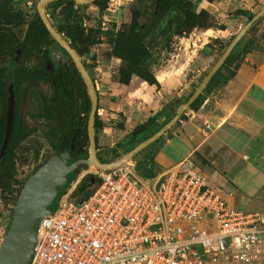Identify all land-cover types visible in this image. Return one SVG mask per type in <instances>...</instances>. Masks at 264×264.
<instances>
[{
    "label": "crops",
    "instance_id": "crops-1",
    "mask_svg": "<svg viewBox=\"0 0 264 264\" xmlns=\"http://www.w3.org/2000/svg\"><path fill=\"white\" fill-rule=\"evenodd\" d=\"M188 1L193 12L204 10L208 13L211 25L198 30L193 28L186 35H170L168 45L174 44L172 52L171 48L168 50L163 46L165 53L170 55L168 64L162 69L151 68L157 84H148L134 74L126 84L117 82L114 74L120 59L112 55L102 58L96 51V65L92 68L93 74H89L91 79L95 77L98 81L94 87L96 126L93 127L98 156H108L100 147L106 140L112 145L123 142L115 149L111 160L136 145L140 140H133L130 136L137 128L147 125L148 118L152 119L149 125L151 131L167 121L213 63L210 61L208 64L207 59L213 60V56L221 51L220 45L228 43L247 20L248 14H253L264 4V0ZM116 8V5H113V9L105 6L96 8L99 14L110 10L112 19L107 20L117 23L112 24L114 29L118 28L119 22L125 21L122 19L125 15L115 13ZM129 12L127 22L135 16L133 10ZM172 14L174 11L162 18L165 23ZM148 19L149 15L143 23ZM263 32L264 14L238 39L231 49L232 54L236 55L250 36H259ZM87 49L91 52L95 50L93 46ZM229 67L233 71L232 76L219 86L217 81L213 82L207 91L201 93L198 108L187 110V120L174 130L172 138L162 143L152 161L162 169L189 155L197 166L199 161L203 162L204 169L198 167L209 182L207 170L213 171L214 167L222 172V169L235 164L246 167L253 176L254 197L248 198L238 191L234 192L228 184L225 188L219 187L223 192L230 193L227 196L230 205L264 213V50L247 52L236 63H230ZM223 70L220 75L225 72ZM157 74L161 75V79L156 77ZM202 120L208 122L205 136L199 130ZM172 141L184 145L188 152L178 158H167L164 149ZM244 154L247 155L245 159Z\"/></svg>",
    "mask_w": 264,
    "mask_h": 264
},
{
    "label": "built area",
    "instance_id": "built-area-1",
    "mask_svg": "<svg viewBox=\"0 0 264 264\" xmlns=\"http://www.w3.org/2000/svg\"><path fill=\"white\" fill-rule=\"evenodd\" d=\"M94 170L86 196L40 218L28 264H264V213L230 205L189 155L149 177L132 161Z\"/></svg>",
    "mask_w": 264,
    "mask_h": 264
},
{
    "label": "rangeland",
    "instance_id": "rangeland-1",
    "mask_svg": "<svg viewBox=\"0 0 264 264\" xmlns=\"http://www.w3.org/2000/svg\"><path fill=\"white\" fill-rule=\"evenodd\" d=\"M36 2L37 0H0V27L9 26L21 35L30 21L39 20L36 13ZM101 3H104L105 8L110 7V9H113V5H116L115 13L119 14V16L125 15L122 18L125 21L119 22V27L121 23H127L129 20L130 9L136 12L134 15L138 23L146 21L151 10L152 0H101ZM97 7L93 3H73L71 6L62 7V5H57L54 0H47L44 3L45 15L53 25L60 29L59 34L67 42H69L68 37H66L67 25L79 23L86 28L96 29V32L94 31L96 43H94L95 45H90L95 50L91 52L87 49L81 54L76 53L82 63L85 64L86 70L92 74V68L96 65L94 61L96 51L102 58H105L110 51V45L107 43L103 32L113 25H117V23L107 20L112 19L109 15L111 13L110 10L105 11L102 15L96 12ZM6 14H10L13 17L12 20H5L4 15ZM164 21V19H161L158 22L151 36L146 35L143 38V41L150 45V68L155 66L157 69H162L168 64L167 60H170V55L165 53L163 46L166 44L164 43L166 36L169 35L171 29L175 28V24L168 22V20H166V23ZM198 29L195 28V30ZM217 43H214V45L218 47ZM169 45H166L165 49L169 50L171 48L170 52H172L174 44ZM78 47L76 45L75 48ZM73 50L75 51V49ZM218 55L213 56V60L207 59V63L209 64L210 61L212 63ZM16 57L17 52L9 56L0 57V95L4 103L9 95L13 100L11 131L15 129L16 123L19 121L30 128L31 132L14 148L10 161L3 165L0 163V244L7 229L18 191L32 170L45 158L56 152L62 154V157L67 162L70 160V156L64 153L68 149L64 147L66 136L54 126V123L57 121L53 118L50 109L51 102L49 100L52 95V87L42 71L44 66L48 67L51 65L57 67L63 62H67V55L52 41L48 45L40 43L37 47L29 49L28 53L21 55V62L16 61ZM155 72L157 73V71ZM156 77L161 79L160 74H157ZM84 99L85 97L82 96L73 101L71 113L74 124H72V128L75 127L76 123L84 120ZM187 110L189 109H186L175 123L156 139L160 143V146L166 139L172 138L174 130L181 126V122L187 120L189 116V114H186ZM149 125L150 122H147V125L134 130L130 138L141 141L145 136L153 132ZM122 144V141H118L112 145L109 144V140L101 143L100 147L103 153L108 156L100 155L99 158L103 161L107 159L111 160L115 155V149L119 148ZM156 145L157 143L154 148ZM154 148L152 150L153 154L160 147L157 150H154ZM144 149L138 153H143ZM164 150L166 157L170 159L178 158L188 152L186 147L177 141H172ZM85 152L87 153V148ZM128 161L134 163L132 159ZM197 164L202 170L204 169L202 161H199ZM94 169L97 168L93 165H81L71 170L53 201L57 200L62 194L68 191L70 193L73 189L77 188L78 190L74 195V198H76V194L81 193L85 184H88L87 187L85 186L88 188L95 181ZM149 169L154 171L159 169V166L156 163L149 164ZM222 170L223 172L217 167H214L213 171L211 169L207 170L212 184H216L222 188H225L226 184H228L232 191H238L248 198L254 197L255 188L250 170L237 164ZM81 175H83L84 181L78 186L76 180H81Z\"/></svg>",
    "mask_w": 264,
    "mask_h": 264
},
{
    "label": "trees",
    "instance_id": "trees-1",
    "mask_svg": "<svg viewBox=\"0 0 264 264\" xmlns=\"http://www.w3.org/2000/svg\"><path fill=\"white\" fill-rule=\"evenodd\" d=\"M54 1L57 5H62V7H68L74 3L72 0ZM93 4L97 5L99 8L104 7V3H101V0H94ZM170 11H174V15H172V17L167 20L168 22L175 24V28L171 29L169 31V35L166 36L164 42L166 43L164 44L165 46L168 45L171 34L186 35L193 28H204L211 25L208 13L204 10L193 12L190 9V2L188 0H158L156 11L154 13H152L151 10L149 11V19L146 23H138L136 21V16H133L129 22L121 23L117 29H114L113 26L109 29H106L103 32V35L106 37L107 43L110 45V51L108 55H112L120 59V63L114 74V78L117 82L126 84L128 83L130 76L134 74L148 84H157L150 68V45L148 43H145L143 41V38L146 35L151 36L158 22L166 14H169ZM134 13L136 12L134 11ZM250 15L251 14H248L247 18H249ZM12 18L13 17L10 16V14L4 15L5 20H12ZM51 25L56 29L58 33H60V29L58 27H56L52 23ZM95 30L96 29L86 28L79 23H75L74 25H67L66 37H68L69 40L68 44L72 47V49H75V52L78 54L85 52L90 45L96 43V35L94 34ZM52 41L53 40L49 37L40 20L30 21L21 35L9 26L0 27V57L9 56L17 52L16 61L21 62V55L28 53L29 49L37 47L38 45H40V43H45L46 45H48ZM76 45H78L79 47L75 48ZM225 46L226 45H220V50H223ZM252 50H264V32L259 36H250V38L236 55H233L230 51V53L223 61L222 65L211 77L201 93L207 91V89L215 81H217L218 86L223 84L233 74V71L229 67V64L236 63L247 52H250ZM83 65L85 67L84 63ZM221 69H224L225 72L220 75ZM43 73L52 87V95L49 100L51 102L50 109L53 118L57 121L56 123H54V126L66 136V139H64V147L68 148L70 139L73 136V145L70 149L69 161L78 157H86L85 149L87 148V138L85 132V121L89 102L88 98L86 97L85 87L76 68L74 67L71 60L67 58V62H63L55 68H46L44 66ZM82 96L85 97L83 108V113L85 114L84 120L79 121L78 123H76L75 127L72 128V124H74L72 121L71 113L72 104L74 99L80 98ZM200 102L201 98L197 96L189 104L187 109H197L200 105ZM0 109L1 144L5 122V103L2 100V97L0 98ZM151 121V118L147 119V122ZM95 126L96 121L94 118L93 127ZM30 132V128H28L21 122L18 121L16 123L15 129L11 131L6 147L0 155V163L2 165L10 161L14 148ZM156 143L157 145L154 148ZM159 147L160 143L155 140L144 149L143 153H136L131 157V159L134 161V172L138 176L149 177L154 175L156 171L159 170L156 169L153 171L149 169V164L154 163L152 161V157L154 155L152 153V150L153 148L154 150H157ZM98 159L101 160L99 157ZM45 160L46 158L39 165H37L32 170V172ZM83 178L84 177L82 176L81 180H79L78 186L81 185V181ZM95 183L96 178L95 181L85 191H81V193H77L76 195L79 197L86 196L89 190H91L95 185ZM77 190V188L73 189L69 193V200H73Z\"/></svg>",
    "mask_w": 264,
    "mask_h": 264
},
{
    "label": "water",
    "instance_id": "water-1",
    "mask_svg": "<svg viewBox=\"0 0 264 264\" xmlns=\"http://www.w3.org/2000/svg\"><path fill=\"white\" fill-rule=\"evenodd\" d=\"M45 1L47 0H37L36 2V13L39 20L50 38L71 60L85 87L89 102L85 121L87 153L86 157H78L69 162L62 157V154L53 153L49 155L46 160L24 180L16 196L7 229L0 244V264H28L39 220L48 211L57 192L65 183L67 174L71 170L80 165H93L102 170L111 169L123 162L131 160V157L134 154L138 153L140 150L146 148L151 142L155 141L162 133L175 123L179 116L188 108L189 104L197 96H201L203 88L222 65L234 44L251 27V25L264 14L263 4L238 28L223 50L203 74L188 97L174 110L167 121L115 159L110 161H101L98 159L95 150L93 122L96 108V93L91 77L76 52L51 25L44 13ZM72 1L78 4H90L93 3L94 0ZM157 2L158 0H152V13L156 11ZM12 117L13 100L9 95L6 99L5 105V122L0 145V155L5 149L11 133ZM72 145L73 136L70 139L68 149L64 151L65 155L70 156V149L72 148Z\"/></svg>",
    "mask_w": 264,
    "mask_h": 264
},
{
    "label": "flooded vegetation",
    "instance_id": "flooded-vegetation-1",
    "mask_svg": "<svg viewBox=\"0 0 264 264\" xmlns=\"http://www.w3.org/2000/svg\"><path fill=\"white\" fill-rule=\"evenodd\" d=\"M48 20H49V19H48ZM50 23H51V22H50ZM67 58H68V56H67ZM49 67H53V66L49 65V66L46 67V68H49ZM53 68H55V67H53ZM42 71H43V70H42ZM87 72H88V71H87ZM88 73H89V72H88ZM89 76H90V74H89ZM92 83H93V82H92ZM0 98H1V95H0ZM6 99H7V98H6ZM6 99H5V105H6ZM3 130H4V128H3ZM2 135H3V134H2ZM1 140H2V139H1ZM96 155H97V154H96ZM97 156H98V155H97ZM98 157H99V156H98ZM83 181H84V179H82L81 183H83ZM78 182H79V181H78ZM85 186L87 187L88 184H85L84 187H85ZM84 187H83V189L81 190L82 192L85 191V190L87 189L86 187H85V188H84Z\"/></svg>",
    "mask_w": 264,
    "mask_h": 264
},
{
    "label": "bare ground",
    "instance_id": "bare-ground-1",
    "mask_svg": "<svg viewBox=\"0 0 264 264\" xmlns=\"http://www.w3.org/2000/svg\"><path fill=\"white\" fill-rule=\"evenodd\" d=\"M173 70V69H172ZM169 73V72H168Z\"/></svg>",
    "mask_w": 264,
    "mask_h": 264
}]
</instances>
